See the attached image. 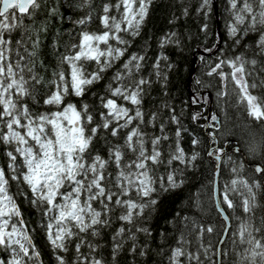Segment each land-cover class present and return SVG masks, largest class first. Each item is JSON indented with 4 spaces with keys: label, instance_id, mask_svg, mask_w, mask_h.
<instances>
[{
    "label": "trees",
    "instance_id": "1",
    "mask_svg": "<svg viewBox=\"0 0 264 264\" xmlns=\"http://www.w3.org/2000/svg\"><path fill=\"white\" fill-rule=\"evenodd\" d=\"M109 2L115 3V0H40L41 6L34 17L25 19L32 38H39L33 60L34 71L42 82L36 86L35 99L27 100L33 112L56 110L54 106L43 103L53 90L50 84L54 79L53 73L60 70L66 74L69 72L67 64L61 66V60L72 51L73 44L80 42L82 32L104 31L100 17L103 15V5ZM238 8L239 4L233 10L230 0H209L207 5H204L203 0H151L139 35L133 37L121 33L129 41L128 45H120L126 48L124 55L101 72L98 80L85 85L82 96H76L70 89L64 98V105L71 103L78 110L83 105H88V111L94 117L92 124L88 125L90 129L100 123L99 113L105 111L101 107L100 98L110 96L109 85L113 88L117 86L113 80L116 72L123 70L122 65L133 54L143 56L141 69L134 75L135 79L144 78L149 81L144 85L140 108L145 120L152 113H156L157 118L155 127L148 125L142 128L149 134L159 135V126L164 124L169 136V140L162 144L166 159L170 151L169 145L175 147V132L179 127V143L184 149L186 160H190L193 155L196 157L184 164L173 161L171 166L161 165L157 169V175L165 177L164 186L157 183V191L146 198L154 199L156 203L146 207L143 215L135 221V226L148 229L147 233L135 232V226L120 221L118 217L123 209L116 208L110 213L109 225L100 228L98 236L82 234L87 241L97 246L91 255L102 259L104 264H171L172 250L178 246L181 234L188 241L184 245L185 250L198 252L200 264H215L218 255L214 252L218 250L224 223L213 198L217 167L213 157L225 153L217 182L219 199L222 198L225 186L228 187L235 179L246 182L249 186L261 183V177L256 175L251 166L264 168V118L256 119L250 115L246 102H239L231 82L225 90L219 76L208 75L211 67L221 59L231 60L236 56H243L248 61L255 60V65H246V70L252 74L246 77L249 85L256 84L255 88H249V92L264 100V52L258 46L264 28L245 33L247 24H236L237 33H230ZM80 20H85L86 23H77ZM21 35L22 31L13 33V45ZM165 38L164 46L161 47V41ZM111 43L116 46L115 41ZM193 61L195 68L190 83V99L187 84ZM157 62L160 65L159 75L154 68ZM83 64L86 73L98 70L94 61H84ZM223 71L228 73L230 68L224 66ZM117 103L125 102L118 99ZM125 106L132 107L130 104ZM173 115L178 118L179 124L172 122ZM213 116L216 117L215 120H212ZM207 123L209 127L206 129ZM127 131L128 129L122 130L118 137H113L110 129L98 131L92 139L89 153L107 158L110 147L122 143ZM211 139L217 142V151L212 157L209 156V151L215 146ZM12 149L13 146L0 142V169H3L8 181L7 194L18 206L32 241L33 247L29 250L31 258H25L24 264H58L57 256L63 257L65 264H75L78 238L65 242L67 251L53 247L48 238L49 219L44 215L46 205L31 202L33 193L23 180L26 169L22 158L17 156L15 172L9 168L10 161L6 153ZM234 149L238 150V154L233 153ZM109 170L114 171L112 168ZM173 170L176 171L177 186H170L166 181L168 173ZM13 175L18 179H13ZM257 191L259 194L255 192L249 195L250 200L254 196V206L250 213H241L239 200L236 201L237 208L233 213L240 212L241 218L252 225L255 238L264 242V205L261 202L264 197L262 190ZM132 198L137 199L135 194ZM93 206L99 207L98 204ZM224 207L226 214L231 217V210L226 205ZM238 219V216L234 221L231 218L230 232L220 248V264H240L241 245L238 238L233 243L232 236L237 230ZM122 226L131 228L136 239H129L130 234L126 231L123 238H118L123 246L114 254L115 242L112 238ZM201 226L212 227L213 231H205L200 235L197 229ZM255 229L260 231L256 232ZM133 245L135 252L131 251ZM204 248H209L207 256ZM33 252L38 253V257L32 255ZM80 252L89 254L87 245L82 246ZM12 256L10 249L0 246V261H10ZM179 264H197V261L181 257Z\"/></svg>",
    "mask_w": 264,
    "mask_h": 264
},
{
    "label": "snow or ice",
    "instance_id": "2",
    "mask_svg": "<svg viewBox=\"0 0 264 264\" xmlns=\"http://www.w3.org/2000/svg\"><path fill=\"white\" fill-rule=\"evenodd\" d=\"M209 0H203L207 5ZM235 13V23L230 27V33L236 34V24H247L244 32L257 31L264 28V0H230ZM151 0H115V3H105L100 17L104 31L101 33L82 32L80 42L71 46L72 51L64 55L61 66L67 64L69 72L63 70L53 73L54 79L50 81L53 88L45 97L43 103L56 108L55 111L33 112L27 100L35 99L36 86L42 81L35 73L33 57L39 44V38L33 39L25 19H32L40 0H0V142L13 146L6 154L9 157V168L16 171L17 156L22 158L23 180L30 186L33 193V204L46 205L44 215L48 217V238L53 247L67 251L66 241L78 238L76 244L77 258L75 264H104L102 259L91 255L96 245L87 241L86 235L93 237L100 234V228L110 223V213L116 208L123 209L118 219L135 226L137 218L143 215L144 209L155 204L150 198L157 191L156 185L164 186V176L157 175L161 165L171 166L173 161L182 164L195 160L193 155L186 160L184 149L180 146L181 129L175 132V147L169 145L170 151L165 159L162 144L169 140L163 123L159 126V135L149 134L142 126L155 127L156 113H152L145 120L142 104L144 85L149 83L144 78L135 79V73L141 69L143 56L133 54L122 65L113 77L117 86L109 85V97H101V107L105 111L99 113L100 123L88 128L93 122V115L88 111V105L79 110L76 105H64V98L69 90L76 96H82L85 85H90L100 78L112 63L122 57L128 45L121 33L130 36L139 35L140 27L147 15ZM255 5V7H254ZM110 13H114L111 14ZM77 23L84 24L85 20ZM22 31L21 38L13 45V33ZM165 40L161 41V47ZM111 41H115L114 47ZM238 43V41H237ZM101 45H104L101 48ZM258 46L264 52V32L261 33ZM103 58V60H102ZM166 59V58H165ZM84 61H94L98 70L86 73ZM256 64L255 60L248 61L243 56H236L231 60H219L211 67L208 75H217L227 89L228 83L233 84L239 102L247 104L250 115L256 119L264 118V100L253 96L246 77L252 74L246 70V65ZM230 68L225 73L223 67ZM159 75V62L154 65ZM125 103H117V100ZM130 104L132 107H127ZM63 105V107H61ZM195 118V117H194ZM216 117H212L215 120ZM172 122L179 124L178 118L173 115ZM113 137H118L122 130L128 129L123 142L113 144L107 158L100 155H91L89 148L92 139L100 130H109ZM196 141H193L195 144ZM212 155L213 153H209ZM112 168L114 171H110ZM264 172V168H257ZM13 179H18L13 175ZM167 184L177 186L176 171L168 173ZM3 169H0V246L10 249L13 253L10 261H0V264H24L25 258H31L30 248L32 241L27 234V227L20 216L18 206L13 198L7 194ZM236 180L232 181V191L236 192ZM244 186L251 193L247 183ZM133 194L137 199H133ZM254 196L250 200L244 197L239 205L245 214L251 212ZM98 204L99 207H94ZM235 210L237 205L229 197L228 187L217 201V208L225 221L224 234L230 232L231 217L226 209ZM129 239L135 241V232H148V229L135 226L131 228L120 227L113 236L114 254L123 246L121 239L125 232ZM197 231L200 235L207 231L211 233L212 227L201 226ZM259 232V229H255ZM241 245L239 251L240 264H264V242L256 239L252 225L246 219L239 218L237 230L232 233ZM188 241L181 234L177 241L178 246L172 250L171 264H179L181 257L189 261L196 260L200 264L199 253L185 250ZM224 239L219 241L223 244ZM87 245L89 254L80 252L82 246ZM131 251L135 252V245ZM209 248H204L207 256ZM143 254V253H142ZM220 255V250L214 252ZM32 255L38 257V253ZM259 258V260L257 259ZM58 264H65L63 257L57 256ZM215 264H220L217 260Z\"/></svg>",
    "mask_w": 264,
    "mask_h": 264
},
{
    "label": "water",
    "instance_id": "3",
    "mask_svg": "<svg viewBox=\"0 0 264 264\" xmlns=\"http://www.w3.org/2000/svg\"><path fill=\"white\" fill-rule=\"evenodd\" d=\"M213 4H214V2H213ZM214 14H215V17H217V14H216V10H215V8H214ZM219 42H221L220 37H219ZM219 47H220V45H219ZM218 49H219V48H218ZM201 55H204V54H201ZM194 68H195V61H193L192 68H191V73H190V75H189L188 84H187V89H188V92H189V97H190V99H192V95H191V92H190V83H191V79H192L193 74H194ZM208 127H209V124L207 123V127H206V129H207ZM211 141H212V143L214 144L215 147H214L213 149H211V150L209 151V153H213V154H214V153L217 151V142H216V140H214V139H211ZM233 153L238 154V150H237V149H234V150H233ZM213 154H212V155L209 154V156L212 157ZM224 156H225V153L222 154V155H220L219 157H213L214 161H215L216 164H217V167H216V173H215V183H214L213 198H214V203H215L216 210H217L218 214H219L220 217H221V220L223 221V223H224V225H225V221L223 220V218H222V216H221V214H220V212H219V210H218V208H217V201H218V199H219L217 182H218V177H219L220 164H221L222 159L224 158ZM258 167H259V168H262V167H260V166H258V165H253V166H251V168H253L254 171L256 172V175H257V176H261L262 172H258V171H257V168H258ZM226 237H227V236H225V234H224V232H223V235H222V238H221V239H224V241H225ZM221 246H222V245L219 244L218 250H220ZM217 260L220 261V256H219V255L217 256Z\"/></svg>",
    "mask_w": 264,
    "mask_h": 264
},
{
    "label": "rangeland",
    "instance_id": "4",
    "mask_svg": "<svg viewBox=\"0 0 264 264\" xmlns=\"http://www.w3.org/2000/svg\"><path fill=\"white\" fill-rule=\"evenodd\" d=\"M248 110H249V113H250V109L248 108ZM254 117V116H253ZM236 181H237V184L235 185V187L237 188V191L236 192H233L232 191V188H233V185H232V182H230L229 184H228V194H235V195H237V197H239L240 198V200L242 201V199L244 198V197H248L249 198V195L251 194V193H255L256 192V194L258 193L259 194V192L257 191V190H264V181H261V183L259 182V183H254V185L253 186H249L248 185V187H250L251 188V193H249V191H248V188H246L245 186H244V183L243 182H241L240 180H238V179H235ZM240 191H242L241 193H240ZM250 199V198H249ZM254 231V230H253ZM12 259V258H11ZM258 260H259V258H257Z\"/></svg>",
    "mask_w": 264,
    "mask_h": 264
},
{
    "label": "flooded vegetation",
    "instance_id": "5",
    "mask_svg": "<svg viewBox=\"0 0 264 264\" xmlns=\"http://www.w3.org/2000/svg\"><path fill=\"white\" fill-rule=\"evenodd\" d=\"M261 181H264V172H262V174H261ZM264 191H262V197H264V193H263ZM229 197L234 201V203L236 204V201L237 200H239L240 201V203H241V200H240V198L239 197H237V195H235V194H229ZM252 202H254V200L252 201ZM262 203H263V205H264V201H261ZM231 210V218H232V220L234 221L236 218H237V216H238V218H241V214H240V212L238 213V212H236V214H234L233 213V209H230ZM241 211V213L242 214H245L244 212H243V210H240ZM238 222H239V219L237 220ZM232 244V243H231Z\"/></svg>",
    "mask_w": 264,
    "mask_h": 264
}]
</instances>
